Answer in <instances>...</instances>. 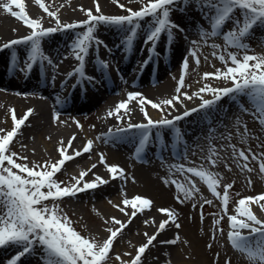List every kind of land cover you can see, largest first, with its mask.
I'll return each mask as SVG.
<instances>
[{
	"label": "snow or ice",
	"instance_id": "1",
	"mask_svg": "<svg viewBox=\"0 0 264 264\" xmlns=\"http://www.w3.org/2000/svg\"><path fill=\"white\" fill-rule=\"evenodd\" d=\"M36 2L49 17L55 19L54 27L45 28L41 19L31 18L25 10L24 0H7V2L0 3V7L31 29L30 34L11 40L2 46L3 49L13 48L17 45H26L28 48L24 61L25 67L23 68L19 67L17 54L15 52L12 53L13 69L30 72L38 62L47 61L52 64L51 58L43 52V39L58 31L83 28L84 31L75 35L69 46L74 59L78 61V66L67 73V77H79L81 81L86 79L91 82L94 77L87 75L86 58L89 56L93 46H95V51L98 52L99 46L104 43L96 36L98 25L115 26L117 29L124 31L126 35L123 43L126 51L131 50L135 37L142 28L146 27L147 32L144 42L145 44L150 43L152 46L148 49V58L141 65L143 68L156 54V45L160 41L162 34L170 41L173 39L174 29L183 31L180 25L171 19V14L176 10L175 5L183 4L187 7L189 0H147V2H144V0H129V3L139 2L142 4L138 10L126 7L125 4H121L119 0H116L118 6L126 11L127 15H105L101 12L97 0L95 14L92 9L85 10L81 7V11L85 12L87 19L71 23L61 22L58 15L59 9L50 11L44 0H36ZM191 2L199 8L210 26V30H207L202 25H198L199 35L204 43L206 44L209 38L219 36H222L225 41L224 49L218 55L217 52L212 53L225 65V70L217 69L215 72H206L203 78L205 80L209 78L230 80L232 86L212 87L206 84L197 93L193 94L202 101L198 108L185 111L182 115H177L172 119L161 118L158 120H153L143 108V105L149 104L152 108L163 111L162 105L174 108L175 103H182L181 96L191 100L193 97L188 95L187 92L181 93V89L186 86L183 74L178 81L177 94L171 99H164L159 103H154L152 100L146 99L140 92L128 93L127 99L120 101L113 110L108 111L107 115L123 120L122 110L127 114L130 111L129 103L133 100H138L147 122L139 124L128 123L127 125L129 129L143 130L139 146L135 150L137 157L141 156L143 149L151 139V129H174L179 141L182 134L179 128L176 127L177 121L189 116L192 112L212 108L224 97L235 99L238 96H247L250 98L255 118L261 125H264V54H249L250 45L245 42L257 26H264V0H191ZM13 6L19 10L14 11ZM145 21L146 23H142ZM229 22L232 23L233 27L224 31L225 25ZM192 43L197 45L198 42L192 41ZM210 46L213 49L220 48L215 43ZM229 47H234L237 51H227ZM197 51L198 48L190 49L189 54L195 58V62L198 65L200 58L197 55ZM240 51H243L242 57L240 56ZM229 62H231V66H229ZM99 63L102 71L108 68L106 61L100 60ZM188 66V57L185 56L182 61L183 70L186 71ZM205 92L210 93L213 99H204L202 94ZM32 113L33 109H28L21 118H18L15 114V109H13L12 119L14 127L7 131L6 134L0 135V247L14 246L20 249L7 264H18L22 257L33 254L37 247L42 250L38 257L41 264H109L111 259L109 253L112 251L113 244L118 236L136 217L137 212H143L151 207L152 201L137 195L131 200L124 199L122 203L125 207L114 205L129 218L127 222H123L111 217V223L118 225V227L106 228L105 230L109 233L106 239L98 240L94 236L82 235L73 227V221L61 207L59 201L66 197H75L78 193L94 190L109 181L99 175H96L92 181L84 179L88 172L96 168V164H93L87 172L82 171L79 177H73L74 182L72 183L65 184V182L58 181L55 177L57 173L61 172L67 161L74 160L83 153L90 152L93 147V141L88 140L82 150H73L70 155L68 154V149L71 148L75 136L69 139L67 147L64 146V142L61 140L60 147L57 149L61 157L59 160L55 162L44 161L42 164L32 162L31 166H29L27 156L18 155V153L11 150L10 145ZM58 116L59 114L56 116L57 119ZM237 123H240L239 119H237ZM77 124L79 126V122ZM122 131H124L123 128L116 129V132ZM0 132H3V130L0 129ZM248 135V129L245 125L244 132L241 133L242 141H246ZM230 138L231 136L226 137V139ZM229 147L232 150V157L241 171L246 170L248 173H252L255 170L249 166L251 157V161L258 162L260 173L264 174V152L254 153L249 148L246 154L244 149H238L234 144H229ZM220 159L221 157L216 148L211 147L207 156L208 163L215 167ZM240 161H243V163H240ZM100 162L102 164L106 163L103 154H100ZM225 166L231 171L230 166L227 164ZM173 169L198 177L207 185L211 193L222 201L223 211L227 215L228 204L231 199L229 190L232 189L234 181L225 184L223 186V194H221L218 189L221 187L223 177L219 173L210 171L203 165L185 167L184 164H173L170 166V171ZM107 170L112 174L113 179H126L124 169L118 165H109ZM164 182L166 184L171 182L176 185L178 193L183 196V199H181V195H177L176 199L179 203L193 200L197 193L200 192L196 182L192 179H188L187 184L180 183L174 179L171 181L165 179ZM248 183H252L251 179L248 180ZM201 199L203 198L201 197ZM49 201L50 203H48ZM261 201H264V193L257 196L244 197L238 201L235 209L236 214L228 216L231 229L228 233V239L236 250L246 254L250 264H264V220L258 218L251 209V204L256 203L264 210V203H261ZM109 202L111 203V201ZM205 204L212 205L213 201L203 199V203L200 204L201 220L204 218L203 207ZM129 205L133 209L130 216L126 211V207ZM192 206L196 207V203H193ZM158 211L166 214L168 218L159 223L156 233L150 236L147 233L144 234L147 237V242L137 249L136 255L131 260L125 261L119 255H116L115 259L120 261V264H142V256L149 246L157 240V237L165 231L166 226L170 222L177 229L181 227L177 222L178 213L175 210L162 208ZM223 219L224 216L221 215L218 219L213 220V225L221 233L223 229L219 228V226ZM104 223L108 224L109 220L106 219ZM144 223L147 224L148 221ZM245 229L248 230L247 235L243 234ZM253 234L261 237L255 244L249 240V237ZM213 238H215V233ZM178 241L179 234L177 233L174 239L160 241V243L175 245ZM208 247L211 248L212 245L209 244ZM126 255L131 254L126 253ZM225 264H230V261H225Z\"/></svg>",
	"mask_w": 264,
	"mask_h": 264
},
{
	"label": "bare ground",
	"instance_id": "2",
	"mask_svg": "<svg viewBox=\"0 0 264 264\" xmlns=\"http://www.w3.org/2000/svg\"><path fill=\"white\" fill-rule=\"evenodd\" d=\"M29 1L30 0H24V3H27ZM81 1L82 3L77 4V6L69 4L64 5L63 0H44V3L46 6H48L50 11H56L57 9H59L58 15L60 20L63 16L64 22H77L85 20L83 19V17H81L82 14L85 13L84 11H81V7L85 10L94 9L93 13L95 14V4L97 0ZM119 1H121V3L123 1L127 4H131L129 3V0ZM4 2H7V0H0V3ZM98 2L100 6H104V4L116 2V0H98ZM132 3L139 4V2ZM31 6L32 8H34L33 4H31ZM74 9H78L79 11L77 12L75 10L76 12H72L74 11ZM13 10L18 11L19 9L16 8ZM5 12L6 10L0 7V49H2L0 50V66L1 64H3V61L6 58V54L9 55V52H12L13 50L17 51L16 54L19 58V63H21V60L25 59L26 52L24 50V45H17L13 48L7 49H3L2 46L3 44L11 40L19 39L30 34L31 31V29L25 26L23 23L7 16ZM33 12L28 15L31 18L40 19L41 14L37 15V11ZM68 15H73L77 18H74V20H67V18L70 17ZM48 18L50 19V21L55 22L54 18ZM171 19L175 21V23L180 25L183 31H179L176 29L173 30V39L170 41L168 40V48H164L161 46V39L156 45V51L158 52V55H160L164 60V62L161 63V74L166 73L168 68L172 66L173 60L171 57V53L174 54L179 51L180 48L187 45L188 28H190L189 26L197 23V18H195V16L193 15H189L188 18H181L179 10H175L172 12ZM43 24L45 28L55 26L51 25L48 21ZM62 32L72 34L74 30L58 31L57 33L45 37L42 41V48L51 44V42L49 43V41H51L52 39L51 36ZM146 32L147 31L144 32L142 28L139 31V34L136 36L137 41H139V52L137 55H141V65L148 58V49L152 46L150 43L145 44L144 42ZM102 33H104V35L100 33L97 34L96 31V36H101L100 40H105L103 42L111 43L113 40L112 37L114 36H107L108 32ZM55 40L57 41V39ZM55 40H52V42H54ZM63 42V39L60 40V43ZM67 45L68 47L70 46V44ZM124 47L125 46L123 44L120 45V48L118 50L119 52H116L109 51V49L105 46V43L99 46V51L97 52L95 61L99 63L100 60L104 59V61H106L108 64V68H110V75L106 74L104 79H98L97 77H94L95 74L93 68H90L87 65L90 57L88 56L86 58L87 75L94 77V80L91 82L86 79L81 81L79 77L68 78L66 76L67 73L72 71L74 67L78 66V61L74 59L70 47L64 54L61 51H52V57L48 56L51 58L52 62H60L58 66H56L54 62L52 64H49L47 61L39 62L40 65L43 64L46 66V76H44L40 81H37L34 78L32 84H28L27 81L24 80H13V76L6 75L5 70L0 67V129L3 130V132H0V135L6 134L7 131H10L14 127V121L12 119L13 109H15V114L18 118H21L28 109H33L32 115L25 122V125L20 129L18 136L13 140V142H21V147L17 145L16 147H18L23 152L24 156H27L31 163L36 162L38 164L40 162L43 163L44 161L55 162L59 160L61 157L57 149L60 147L61 140H63L64 146L67 147V142L69 141V139L75 136V140H73L71 148L68 149V154L70 155L73 153V150H82L87 141L92 140L93 147L91 151L88 153H83L81 156L76 157L74 160L67 161L62 170H68V172L66 173V177L71 180L73 177H79L82 171L87 172L93 164H96V168L92 169L91 172H88V175L85 176L84 179L86 181H92L95 179L96 175H99L103 179L109 181L107 184L98 187L106 188V194H109L113 197L111 203L107 201L108 210L103 213L102 217H97V214H94V216L92 215L93 218L97 220L94 232L96 238L101 237L102 239H106L109 233L105 229L108 227H118V225H114L111 223V217H115L116 219H119L123 222H127L129 217L124 213H121L118 208L114 207V205L125 207L122 201L124 199L131 200L137 195L152 200L151 207L149 209H145L143 212H137L136 217L132 219V222L117 238L120 239V237H123L122 239H125V241L130 245V253H132L133 255L128 260H131L136 255L137 249L147 242V237L144 234L147 233L149 236L153 235L154 233H156L159 223L162 220L168 218L166 214L158 211L159 209L165 207V202L168 201V198L165 197L162 189L154 180L156 179V174L154 171L157 169V164L163 162V160H161V158L157 159L155 157L145 159L146 156L144 155V153H141L140 157H137V155L135 154V150L138 147V145H136L138 144L136 138L137 134L135 133L137 129H129L127 128V125L128 123L139 124L147 122L143 112L141 111L142 106L139 104L138 100H133L129 103L130 111L127 114H125L122 110L121 115H123L124 117L123 120L117 119V117L115 116L109 117L107 113L109 110H113L120 101L126 100L127 94L130 92H140L146 99L152 100L154 103H159L164 99H171L175 95L169 94L168 91L170 90V87L168 84L164 85L163 88H155L151 86V84L155 82L159 83V81H161L162 75L160 74H158V76H150L148 78L150 80L147 81L148 83L144 82V80L138 81L133 74H126L125 76L124 74L125 72H127V69L131 66L132 62L130 61L129 63L128 59L131 56L133 57L135 53L126 51ZM169 56L171 57V59ZM9 60L10 67H12V58H10ZM150 63L151 61L145 66V70H148L151 67ZM141 65L138 66L137 72L139 71ZM67 68H69L68 71H66ZM143 69L144 67H141L140 72ZM34 71L35 65L33 66L30 73H33ZM64 71L65 73L62 76V79L58 80L60 78V75ZM170 72L171 71H168L167 73L169 74ZM30 73L29 75H33ZM65 76L66 78H64ZM73 79H79L80 82L85 84V89L82 88L81 94H79L78 96V98L80 97V99H78L77 101V112H82L84 110H87L88 108L93 109L95 107L96 109L101 110L99 114L92 113V117H90V120H92L93 122L88 130L89 133L86 129H82L78 126V124L74 120L73 114L69 112L68 107L66 106V104H69L70 102L68 94H70V92L72 91L75 92L77 88L70 85L68 91L64 89V93H61V91H63V86L69 85L68 82L72 81ZM50 82L54 84L52 87L50 86ZM79 88H81V85L78 87V91ZM194 90L198 92V86H195ZM115 94H117V96L113 97ZM193 94H190V96L193 97L191 100L181 96L183 102H174V108L162 105L163 111H161L152 108L149 104L143 105V108L148 112L149 116L153 120H158L161 118L172 119L177 115H182V113L185 111H190L193 108H198V105L202 101L200 100L199 102H196V99L198 101L199 97ZM209 94L210 93L205 92L202 95L204 96V99H209L210 97H212V95L208 96ZM46 98L52 101L51 108H55L56 110H58V118L63 114L66 119L70 120L69 124L61 120H54L51 117L52 109L47 107V103L45 102ZM235 100H238V98H235ZM194 113L195 112H192L189 116L184 117L180 121H177L176 124H183L184 122H186V120L196 119L198 111L195 114ZM31 125H33V129L30 130L28 134H23L26 128ZM197 127L198 125L196 123H193L191 126H189L188 132L183 135L184 140L180 138L178 143L182 144V142L184 141V144H194L195 146H200L203 141L201 139H198L196 136H193L195 135ZM117 128H123L124 131L116 132ZM168 129L169 128H161L162 131H160V134H165V131H167ZM155 134L156 131L154 130L151 134V139L147 143L146 147L150 148L152 143L151 140H155ZM188 134H192V137ZM35 139H40L41 143L37 142L32 144ZM167 140H169L168 137ZM80 141H82L80 143V146L77 149H74L78 146ZM155 141L161 143L163 141L164 143V139H156ZM100 154L104 155L106 163L102 164L100 162ZM186 156L187 155L183 153V156L180 158V160H178V163L183 164L186 161ZM77 163H79V166L76 165ZM109 165H118L120 168L124 169V174L125 176H129L130 181H125L124 179L120 178L113 179L112 174L107 170ZM96 189L88 190L82 193H88L89 191H95ZM100 195L101 194L99 193L97 196ZM104 195H102V197H104ZM261 203H264V201H261ZM71 207L73 209L78 208L75 203H72ZM98 207L103 209V207L101 206ZM251 209L258 216V218L264 220V212H262L264 210H262L258 204L256 208ZM132 210L133 209L130 205L126 207V211L128 212L129 216ZM235 214L236 212H234V214L232 215ZM106 219L109 220L108 224L104 223ZM145 221H148V223L145 224ZM230 230L231 229H228L226 231L227 236ZM177 233L179 234V241L177 242L178 244L181 241L180 231L175 227L173 223L170 222L169 225L166 226L165 231L162 232L157 237V240L154 241L153 244L150 245L146 250L145 254L142 256V264H205L204 259L201 257L202 251L196 246H189L184 249L183 254H177L174 250V247L177 244L171 245L160 243V241L174 239ZM243 234L247 235L248 230H243ZM260 239L261 237L257 234H253L249 237L250 242H252L253 244H255V242L259 241ZM116 252L117 247L115 245L114 249H112L109 255H119ZM124 253L126 254L127 252ZM236 253V255L243 260L247 259L246 254L241 253L240 251H237ZM185 258L189 260L187 261ZM30 264H41V261L38 257H36L34 262ZM109 264L117 263L111 262Z\"/></svg>",
	"mask_w": 264,
	"mask_h": 264
},
{
	"label": "rangeland",
	"instance_id": "3",
	"mask_svg": "<svg viewBox=\"0 0 264 264\" xmlns=\"http://www.w3.org/2000/svg\"><path fill=\"white\" fill-rule=\"evenodd\" d=\"M31 1V3H30ZM29 2H25V10L28 14H31L33 11H37L38 14H41V22L42 24L48 21L51 25H55L54 21H50L48 18L49 16L47 13H45L40 7L39 4L36 2V0H30ZM64 5H73L77 6V4L82 3L81 0H63ZM93 1V0H91ZM121 3V1H119ZM144 2H147L144 0ZM31 4L34 5V8H32ZM121 4H125L126 7H131L133 10H138L142 4H136L131 3L127 4L122 1ZM176 11L179 10L180 17L181 18H188L189 15L195 16L197 18V23H195L192 26H189L188 28V39H187V45L180 48L179 51L176 53H171V57L173 60L172 66L168 68V71H171L169 74L162 73V78L159 83L151 84V86H154L155 88L164 87V85L168 84L170 87V90L168 91L171 95H176V88L178 86V77H180L182 74L184 75L185 79V87L181 89L182 92H187L188 95L197 93V91L194 90L195 86H198V88L204 87L206 84L211 85L212 87H224L232 86V82L225 81V80H215L212 78H209L205 80L204 73L206 72H215L217 69L219 70H225V65L217 58V56H213V52H217V55L224 49L225 41L222 36L219 37H212L209 38L208 42L205 44L202 40L201 36L199 35L198 31V25H202L204 29L210 30V26L207 22V20L203 17L202 12L199 10V8L196 7L194 3L189 0L188 6L185 7L183 4H177L174 6ZM63 8V7H62ZM101 12L105 15H127V12L122 10L116 2H111L109 4H104V6H100ZM13 9H16L15 6H13ZM78 12V9H74L72 12ZM94 10V9H92ZM104 11V12H103ZM34 13V12H33ZM7 16L10 18L16 19L18 22L23 23L18 18L13 17L10 13L5 12ZM70 16L67 18V20H74V18H77L76 16ZM78 16V15H77ZM83 19H87V16L85 13L82 14ZM63 16L61 17L62 23H71V22H64ZM150 19V18H147ZM142 23H146L142 22ZM44 26V24H43ZM97 27V34H102V32H108L107 36H114L112 37L113 40L111 43H105V46L109 49V51H116L119 52L120 45H124L123 40L126 35L124 31H121L117 29L115 26H109V25H98ZM233 27L232 23L229 22L225 25L224 31H227ZM110 28V30H109ZM144 32L147 31V28H143ZM81 31H84L83 28L74 29V32L70 34L71 38ZM61 36L58 35L56 38L61 40ZM106 36V35H105ZM146 36V33H145ZM99 39H101V36H97ZM52 38V37H51ZM106 39V38H105ZM53 38L49 43L51 44L49 46H46L43 49L44 54L47 56L52 57L53 53L52 51L56 52H62L63 54L66 53L69 49L68 45L63 42L60 43V41H54L52 42ZM105 41V40H103ZM166 41V44H165ZM192 41H197V45H194ZM248 45H250L249 48V54H264V26H257L253 32L250 34V36L245 41ZM139 41H137L136 37L133 41L132 47L130 52L135 53L134 56L130 57L128 59V62H131V66L127 69L126 74H133L135 75L136 70L141 62V55L138 56L139 47L138 44ZM212 43H215L220 46L219 49H213L210 45ZM71 45V44H70ZM125 46V45H124ZM161 46L164 48L168 47V40L165 35L161 36ZM125 48V47H124ZM198 48L197 55L200 58V63L197 65L195 62V58L192 57L189 52L190 49ZM24 50L27 54L28 48L26 45H24ZM121 51V50H120ZM227 51L236 52L237 49L234 47H229ZM157 53V51H156ZM97 52L95 51V47H93L92 50H90L89 54V61L87 65L90 68H93L94 70V77H105L106 72L110 70V68H107L106 70H101L100 63L97 64L95 61ZM120 55V53H119ZM158 56V53L156 54ZM243 51H240V56L242 57ZM118 56V54H117ZM188 57V69L185 71L182 68V61L184 57ZM170 57V56H169ZM170 57V59H171ZM207 57V59H205ZM26 59V55H25ZM24 60L23 61L24 64ZM104 60V59H103ZM56 66L59 65V63L53 61ZM3 66H5V60L3 63ZM229 66H231V62H229ZM19 67L23 68L25 65L22 66V63ZM40 67L39 62L35 65V71L38 72ZM69 68L66 69L68 71ZM151 68H149V71H147V76L150 74ZM63 71V70H62ZM65 71L62 72L60 75V78L64 75ZM27 77V71H18L16 72L15 76L13 77L15 80H21V78H24L22 76ZM41 79V78H40ZM39 80V79H38ZM147 83V81H145ZM161 88V89H162ZM61 93H64V88L62 89ZM209 94L208 96H210ZM117 94H115L113 97H116ZM204 97V96H203ZM213 97V96H212ZM241 99H239V102L237 105H235L234 101L231 99V97H224L222 101L218 102L217 104L213 105L210 109H201L197 113V118L194 120L193 123H196L198 125L195 135L198 139H201L203 142L200 144V146H195L194 144H184L183 146V153L186 152V161L183 163L185 167H199L203 165L205 168L209 169L210 171L219 173L223 180L221 181V187L218 189L221 191V194H223V186L227 183L233 184L232 189L229 190L230 194V202L228 204V212L227 215H225L223 211V203L220 199L215 197L207 185L203 183L198 177H195L192 174L189 173H181L175 169L170 171V166L173 164H179L173 163L171 161L169 162H161L158 165V170L156 171V175L154 179L157 182V185L162 189L165 197L168 198V201L165 202V207L163 208H170L172 210H175L178 213L177 222L181 225L179 228L180 235H181V241L174 247V250L178 254H183L184 249L189 246H196L202 251L201 257L204 259L205 264H225V261H230V264H250V261L248 259H242L238 257L236 250L230 243L226 231L230 229V223L228 220V216L234 214L235 209L237 207L238 201L244 197H250L255 196L257 194H261L264 192V174L260 173L259 171V165L256 161H249V166L253 167L255 170L252 173H248L246 170L241 171L240 168L237 165V162L232 157V150L229 147V144H234L238 149H244L247 154V149H251L254 153H260L264 152V125H261L259 121L254 116V108L252 101L247 96H240ZM47 100V101H46ZM45 102L47 103V107L51 108V100L46 98ZM200 98H198V101L196 99V102H199ZM201 104V103H200ZM197 106V105H196ZM199 107V105H198ZM52 109L51 117L54 120H61L66 123H70L69 119H66L64 115L62 114L58 119L56 118L57 114H59L58 110L55 108ZM88 108L87 110H84L82 112L75 113L74 120L79 122V127L82 129H86L89 133L90 125L92 124V120H90V117H92L93 114H99L101 110H98L95 108L91 109ZM247 109V111H245ZM237 119H239L240 123H237ZM35 121V120H34ZM33 121V123H34ZM95 123V122H94ZM247 126L248 129V137L246 141H242L241 133L244 132V126ZM13 127V126H12ZM11 127V128H12ZM10 128V129H11ZM33 129V125L28 126L23 134H28L30 130ZM156 131V134L160 132V129H154ZM168 135L171 133V129H168ZM143 130L137 129L136 130V138L137 141L141 137V132ZM192 137V134H188ZM231 136L230 139H226V137ZM190 137V138H191ZM41 143L40 139H35L32 144L34 143ZM79 142L78 146L74 149H77L80 146ZM21 147V142H12L10 145L11 150L18 153L20 156H24L23 152L16 147ZM138 145V144H136ZM211 147H215L217 152L219 153V156L221 157L220 161L217 163L215 167H212L207 160V156L209 155V149ZM180 153L178 154V156ZM177 156V157H178ZM20 162V161H17ZM29 166H31V161L28 159ZM240 163H243V161H240ZM38 164H42L41 162ZM228 165L231 167V171L228 170V167L225 165ZM79 166V163L76 164ZM75 166V164H74ZM68 170L63 169L61 172L56 174V179L58 181L62 180L65 182V184L74 182L73 179H69L66 177V173ZM165 179L176 180L180 183L187 184L188 179H192L196 182L197 187H199L200 192L197 193L196 197L193 200H188L184 203H179L176 199L177 195H181V199H183L182 194L178 193L176 185L172 184L171 182L165 183ZM251 179L252 183L249 184L248 180ZM125 181H130L129 176H126ZM97 190V191H96ZM95 191H89L88 193H78L75 197H66L63 200L59 201L61 207L64 209V211L67 213L69 218L73 221V227L79 231L84 236H94L95 228H96V222L97 220L93 218L94 214H97V217H102L103 213L108 210L107 207V201H112V197L109 194H106L107 189L106 188H98ZM101 194L100 196H97L98 194ZM105 193V195H104ZM104 195V197H102ZM210 199L213 201L212 205L205 204L203 207V213L204 218L201 220V208L200 204L203 203V199ZM151 200V199H150ZM152 201V200H151ZM50 203V201L48 202ZM75 203L78 208L73 209L71 207V204ZM193 203H196V207H193ZM98 206L103 207V209L99 208ZM257 204L252 203L251 208H256ZM264 212V211H262ZM93 215V216H92ZM221 215L224 216V219L221 221V224L219 228L223 229V232H219L217 228L213 225V220L218 219ZM264 216V215H263ZM215 233V238H213V234ZM98 235V234H97ZM123 237H120V239H117L114 244L113 248L116 245L117 252L119 256H121L122 260L127 261L133 254L131 252L130 245L125 241V239H122ZM98 240H103L101 237H97ZM211 244L212 247L209 248L208 245ZM20 249L14 247V246H8V247H0V253H4V257H0V262L5 264L6 259L15 256ZM236 251V252H235ZM42 250L37 247L35 252L30 255H25L22 257V260L24 262L28 261H34L36 257H39ZM124 252L130 253L131 255H126ZM217 254H219L217 256ZM116 255H110L111 259L109 260V263H117L120 264V261H117L115 259ZM240 258V259H239ZM187 261L189 259L185 258Z\"/></svg>",
	"mask_w": 264,
	"mask_h": 264
}]
</instances>
